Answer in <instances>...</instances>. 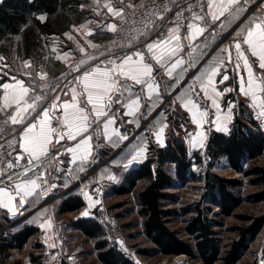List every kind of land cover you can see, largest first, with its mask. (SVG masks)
<instances>
[{
  "label": "crops",
  "instance_id": "1",
  "mask_svg": "<svg viewBox=\"0 0 264 264\" xmlns=\"http://www.w3.org/2000/svg\"><path fill=\"white\" fill-rule=\"evenodd\" d=\"M86 1H88V4L81 6V11L84 10L86 15L80 22L73 24L62 35L51 38L48 49L43 57L36 56L28 61L30 64L29 67L31 68L33 64L38 65V68L35 67L37 74L45 73L47 77L73 74L76 72L75 69L82 59L87 60L89 56H95L99 61H103L107 58L104 52L97 51L96 47H92V45H97L107 36H110L114 31L110 30L109 26L113 24L117 26L120 17L112 14L111 16L103 18L100 16V9L94 3L98 0ZM144 1L139 0L130 4V2H122L120 0L119 3L130 4L131 7H140ZM241 2L244 3V0H241ZM244 7L247 11L243 13L239 20H235L225 28H221L219 26L220 21H217L216 24H212V30L210 32H204L203 35L197 36L192 40V47H189V42L183 39L186 33L181 29L180 34L183 48L177 55L184 59V64L178 67L170 77L166 74L164 68L156 65L155 61L152 62L154 65L153 76L155 77L156 84H158V88L151 93V99L148 98V91L144 86L135 85L133 82L128 81L132 85V92H125L124 97H121V99L123 100L129 96L135 98L134 94L139 92L141 98L138 110H133V114L131 115H125L124 113L129 111V109L124 107L123 104L115 103L114 97L111 111L108 112V116L115 117V123L108 128V137L110 139L106 138L103 134L102 123L107 117H102L101 123L94 124L88 133L85 134L92 136L91 155L88 156L87 161H82L78 154L76 161L73 163L72 154L65 152V149L72 146L75 141H68L65 137L57 145L55 144L54 134L53 145H50V159H52V168L57 172L59 180L54 184L52 196L43 198L36 190L35 194L24 197L25 203L23 206L19 204L20 197H17L11 203L8 202L7 198L0 197V203H7L9 205L8 207H0L1 219L5 221L7 219L19 218L22 220L20 221L21 228L34 226L40 229L42 224L47 223V221H43L42 224L37 223L38 226L35 224V219L37 220L39 217H42V209L38 205L40 203L39 201L50 199L52 201L58 200L61 203L62 200L70 196L81 197L85 202V206L78 212H66L63 214L58 212L59 215L75 214L78 216V219H92L93 215L90 216L89 212L100 201L99 189L101 187L104 188L107 183H115L120 178L119 174L122 175L121 172L125 174L142 164L148 158L150 145L165 147L170 141H173L168 140L166 137V122L163 113L160 112L159 104L164 99H168L171 102L172 106H174L173 109L184 112L188 121H190V143L188 147L186 146L190 156L195 152H203L205 154L209 139L214 132L229 135L234 128L237 118L253 120L256 123V128L254 129L264 132V117L258 116V113L262 110L261 105H264V91L257 90L255 100L252 96L246 97L239 91L240 77L243 76L247 80L248 70L244 67L243 61H239V68L235 66L237 61L235 59V49L232 47L234 39L241 38L236 36V30L244 20L252 15L264 17V0H247ZM226 17L227 13L225 17H221V21H224ZM228 19L230 20L231 18L228 17ZM84 25H87V27H82ZM89 31L91 32L90 35H88ZM213 31L216 33L215 36H213ZM69 35L72 36V39H69ZM150 42H152L150 39L146 41V43ZM81 47L85 49L84 52L80 51ZM224 48L232 51L231 63L228 62L227 53L221 51ZM101 53L104 55H100ZM190 53L191 55H189ZM248 55L249 63L252 65V71L255 76L257 78L264 77V69L259 68L255 57H251L250 54ZM98 60H89L88 64L80 66V69L89 65H95ZM221 60L223 64L220 67V73L213 80L216 91L221 92L222 95L216 96L212 88H208V95L205 96L204 92L200 91L201 83L196 80V77L205 72L212 64ZM101 66L103 67V65ZM27 71L31 72L32 69L31 71ZM223 75H227L228 80L221 82ZM22 82L25 87H29L26 82ZM6 83L14 84L15 81ZM193 85H195L196 91L199 92V96L189 92V89ZM80 86V89H76L77 101L80 107L87 106V110L90 112L91 105H87L86 95L83 93L82 85ZM261 88H264V84L261 85ZM71 89L66 92L67 94L58 95L59 101L55 97L51 103L46 104L45 102L38 104L37 111H40L42 107H49L55 102L61 105L60 111L56 113H61L63 111L62 102H71L73 95ZM227 89L233 90L228 91ZM4 91L0 87V108L3 107L4 103ZM8 91L10 94L9 101L15 107V102L12 100L11 95L12 90L9 89ZM16 91L18 93L19 89ZM178 94L184 95V102L193 100L201 110H207L208 116L202 121V126L193 122L192 112L190 111L191 105L185 108L184 103L176 99ZM213 99L219 104V108L212 105ZM253 103L256 104V107L252 106ZM4 113L0 111V117ZM229 115L231 117L230 119H224L225 116ZM217 117L220 118L217 119ZM60 118L62 119V116ZM91 118L95 119L94 116ZM52 126H58L56 119L52 120ZM217 126H220L221 130H217ZM17 127L20 128L21 126ZM160 128H163V132L160 133L158 138L157 133ZM224 128L227 130H223ZM97 132L101 133L98 137L96 135ZM199 133H203L202 146L200 143L194 146L192 139ZM120 137H126V139H121ZM57 150L61 153L58 158ZM141 150L143 154L133 159L137 155V152ZM24 161L26 160H21L20 163L22 164ZM4 177L0 176V180H3ZM84 177H86L85 181L79 184V180ZM59 206L60 204L58 205V209ZM78 219H75L73 223Z\"/></svg>",
  "mask_w": 264,
  "mask_h": 264
},
{
  "label": "trees",
  "instance_id": "2",
  "mask_svg": "<svg viewBox=\"0 0 264 264\" xmlns=\"http://www.w3.org/2000/svg\"><path fill=\"white\" fill-rule=\"evenodd\" d=\"M85 4L88 1L3 0L0 4V55L21 61L43 57L51 38L67 32L86 15L81 11ZM254 128L253 120L237 118L229 135L219 132L211 135L205 154L195 152L190 156L185 143L175 138L165 147L152 144L148 158L124 174L121 185L113 192L128 195L140 182H145L136 201L140 206L143 231L161 254H184L202 264H217L218 261L239 264L249 243L264 230V215L243 218L250 222L249 225L236 228L238 239L220 257L221 246L216 237L218 220L215 218L231 216L243 203L240 188L244 182L223 176L218 170L231 169L246 178L250 185L259 187L252 198L264 204V166L254 163L260 156L264 158V132ZM189 186L201 193L200 198L179 209H169V204L179 201L171 190ZM59 204L61 214L78 212L85 206L79 196L67 197ZM187 216L191 217L186 220V230L194 242L182 239L168 225L174 218ZM72 226L95 241L97 258L102 264H135L110 246L105 231L92 219H78ZM12 228L0 234V264H22V260H11L14 252L23 251L30 239L40 234V229L34 226L19 228L15 225ZM149 252L140 251L145 255ZM30 256L36 262L33 255Z\"/></svg>",
  "mask_w": 264,
  "mask_h": 264
},
{
  "label": "snow or ice",
  "instance_id": "3",
  "mask_svg": "<svg viewBox=\"0 0 264 264\" xmlns=\"http://www.w3.org/2000/svg\"><path fill=\"white\" fill-rule=\"evenodd\" d=\"M3 0H0L2 3ZM154 2V0H153ZM175 3V0H173ZM244 3L241 0H197V4H189L187 9L180 8L179 11L175 12V19L171 21L174 25L167 28L166 31H161L160 35L152 42L146 43L141 50L139 47H135L136 41L139 36L146 35L142 29H132L133 32L138 33V35L129 37V47L134 50L124 54L123 56L108 57L103 61H99L95 56H89L87 60L82 59L77 65L76 71H79L80 66L88 64L89 60H98L95 65L86 68L80 76L75 77V81L82 85L83 93L86 95L87 105H91V111L87 110V106L80 107L77 101V94L75 86L71 89L73 92L71 102H62L61 112L62 119L57 117L55 113L60 111L61 105L58 103H53L49 107H42L40 111H37L38 102L41 101L42 97L40 95L29 96V87H25L23 82L20 80H15L14 84L4 83L0 85L5 91L3 93V107L0 111L7 113L9 108L13 105L9 101V89L12 90V100L15 102V107L13 113L7 116V119L3 121L4 125L9 123L13 126H21L19 130L13 127L12 132L17 135L11 140L6 141L9 148L13 151L20 149L15 156V163L9 161L7 162V168H18L22 171L16 172L14 175L16 177H21L22 179L17 181L13 179V175H8L7 173L0 170V176H7L6 180H0V197L7 198L8 202L11 203L15 201L17 197H20L19 204L23 206L25 203L24 197L31 196L36 193L37 189H42V186L47 184L45 179L46 170H41V164L45 163L50 157V145H53V135L55 134V144L59 145L61 140L65 137L68 141H75V143L66 148L65 152L72 154V162L74 163L78 157L82 161H87L88 156L91 155V135H85L88 133L89 129L93 127L94 124L101 123L102 117H107L102 123L103 134L106 138L108 137V128L110 125L115 123L114 116H108V112L111 111L113 104V98L115 97V103L123 104L124 107L129 109L125 112V115L133 114V110H138L140 105L141 94L135 93V98L131 96L125 97L123 100L125 92H132V85L128 81L133 82L135 85H142L148 91V98L151 99V93L158 88L156 84L155 77L153 76L155 61L156 65L164 68L168 76H172L173 72L184 64V59L178 57V53L182 50L183 45L181 43V28L186 27L187 33L183 36L184 40L189 42V47H192V40L197 36L203 35L205 31L209 28V20L211 24H216L220 21V27L225 28L229 26L235 20H239L247 9L244 7ZM199 7V11H194L195 7ZM110 12H114L116 16H119L122 20L124 19V9H113L110 4H106ZM131 7V5H129ZM179 7V5H177ZM172 9L167 6L164 7V12H169ZM185 10L191 12L190 17H185ZM227 17L224 21H221V17ZM155 15L156 20L164 21L165 15L156 14L155 12H149L145 15V20L147 21L144 25L145 28L151 30L152 27L163 28V24H157L156 20H149L148 16ZM228 17L231 19L229 20ZM44 19V17H40ZM188 20L187 25L183 23L184 20ZM135 22V21H133ZM203 25V26H201ZM82 27H87L84 25ZM110 30L116 31V25H110ZM78 31V30H77ZM91 32H88L90 35ZM216 33L213 31V36ZM236 36L241 37L239 39H234L232 47L235 49V59L236 67H240L239 61H243V65L247 68V80L243 76L240 77L239 91L243 93L246 97L252 96L255 100V94L257 90L264 91L261 85L264 84V77L257 78L252 71V65L249 63V55L256 58L259 68L264 69V17L252 15L249 16L244 22L237 28ZM69 39L72 36L69 35ZM246 46V47H245ZM92 47H98L92 45ZM81 52H84L83 47L80 48ZM222 52L227 53L228 62H232V51L228 48L221 49ZM247 53V54H246ZM203 54V53H202ZM100 55H104L101 53ZM191 55V53L189 54ZM2 59V58H0ZM223 61H217L208 67L205 72L200 76L196 77V80L201 83L200 91L204 92L205 96L208 95V88H212L213 93L216 96L222 95L221 92L216 91L214 87L213 78L220 73V67ZM26 65L30 66L29 62ZM103 65V67L101 66ZM186 70V69H185ZM28 75H31L28 73ZM41 79H43L46 74L38 73ZM259 79V83H258ZM228 80L227 75L222 76L221 82ZM206 81V84H205ZM155 85V87H154ZM46 88L47 85H44ZM17 89L19 92L17 93ZM231 91L233 89H227ZM190 93L199 96V92L196 91L195 85L189 89ZM67 94V93H65ZM57 101H59V96H57ZM184 103V107L188 108L192 112L193 122L200 124L202 126V121L208 116L207 110H201L198 104L193 100H188L184 102V95L178 94L176 97ZM31 101V103H29ZM126 101V102H125ZM212 105L219 108V104L215 99L212 100ZM253 107L256 104L253 103ZM261 111L258 116L264 117V105H261ZM95 117L92 119L91 117ZM220 117H217L219 119ZM229 116H225L224 119H230ZM56 119L57 127L52 126V120ZM217 130H221L220 126H217ZM223 130H227L224 128ZM3 127H0V132H3ZM163 132V128H160L157 136L159 138L160 133ZM97 132V137L100 135ZM18 136V140H17ZM79 137V139H78ZM121 139H126V137H120ZM203 133H199L194 136L192 143L195 146L200 143L202 146ZM17 146V147H14ZM3 147V145H0ZM11 152L8 153L11 156ZM61 153L57 150V158ZM143 151L137 152V155L133 157L136 159L141 156ZM26 160V163L21 165L20 161ZM62 162V161H61ZM83 170V168H81ZM31 172L32 176L29 177L28 173ZM54 187V185H53ZM44 190V189H42ZM7 203H0V207H8ZM87 214V213H85Z\"/></svg>",
  "mask_w": 264,
  "mask_h": 264
},
{
  "label": "rangeland",
  "instance_id": "4",
  "mask_svg": "<svg viewBox=\"0 0 264 264\" xmlns=\"http://www.w3.org/2000/svg\"><path fill=\"white\" fill-rule=\"evenodd\" d=\"M121 1L133 4V2L139 0ZM119 2L120 0H98L94 3L100 9V16L106 18L114 14V12H110L105 5L110 4L115 10L118 9ZM0 58H2L0 59V85L15 80L26 82L28 73L39 76L35 72V67L38 68L37 64H33L32 68L26 65V62L29 60L21 61L16 58H7L3 55H0ZM13 78H15V80ZM159 106L160 112L163 113L166 122L167 139L174 140L175 138L181 140L188 147L190 143L189 133L191 127L186 114L173 109L174 106H172L168 99H164ZM254 163L264 166V158L260 156ZM218 172L228 178H235L243 180L244 182V185L240 188L241 196L244 198L243 203L231 216L215 218L218 220L216 237L220 241L222 253L220 257H223L231 243L238 239L236 228L249 225L250 222L243 221V218L264 215V204L255 202L252 198L260 188L247 183L248 180L242 177L240 173H235L228 168H221ZM121 174L122 175L119 174L120 178L115 183H107L104 188L101 187L99 189L100 201L97 203L96 207L91 209L89 215L94 216L101 208L108 209L113 216V223L125 236L129 245L128 248L136 251V253L141 256L142 264H202L198 259H192L187 255H185L183 260L178 261V257L184 254L178 256H165L159 252L158 247L147 238L143 231V219L139 213L140 206L136 201V196L144 188L145 182H140L136 189L132 193H128V195H116L113 189L121 185L124 173L121 172ZM170 193L177 196L179 201L175 204H169V209H179L180 206H187L191 201H195L201 196L199 191L194 190L190 186L174 189L173 191L171 190ZM39 202L38 205H40V209H42V217H39L37 220L35 219V224L38 226V224H42L45 220L47 223L42 224L40 234L31 238L25 245L23 251L14 252V257L11 259L12 261L22 260V264H102L97 258L95 241L73 228L72 223L75 219H78L77 215H59L58 200L52 201L50 199H44V201L40 200ZM190 217L191 216L174 218L168 225L171 229L176 231L178 236L182 239L185 238V240L194 242L191 235L186 230V220ZM2 220L3 219L0 217V227L8 225L7 232L11 231L13 229L12 227L15 225H19V228H21L20 221L22 220L19 218ZM11 224H13L12 227ZM38 245H40L41 248H37ZM141 250H150V252L148 255H145L140 253ZM31 254L36 259V262L31 259ZM217 264H221V261H218ZM239 264H264V230L254 241L249 243Z\"/></svg>",
  "mask_w": 264,
  "mask_h": 264
},
{
  "label": "built area",
  "instance_id": "5",
  "mask_svg": "<svg viewBox=\"0 0 264 264\" xmlns=\"http://www.w3.org/2000/svg\"><path fill=\"white\" fill-rule=\"evenodd\" d=\"M196 5L197 0H145L140 7H129V5L125 3H119L118 9H124V19L121 18L118 21L116 31H114L109 37L100 41L96 46V50L99 52H104L108 57H115V56H123L124 54L128 53L131 50H134L132 47H129V37L138 35V33L133 32L132 29H142L146 32V35L139 36L138 40L136 41L135 47L141 48V50H145L143 46L146 44L147 40L154 41L159 35L161 31H166L167 28L173 26L171 21L175 19V12L179 11L180 8L187 9L189 4ZM179 5V7H177ZM167 6L168 8L172 9L169 12H164V7ZM199 7H195L194 11H199ZM155 12L156 14H163L165 15L164 21L156 20L155 15L148 16L149 20H156L157 24H163V28L152 27L151 30L144 27L146 13ZM185 17H190L191 12L185 10L184 12ZM135 21V22H133ZM189 21L186 19L183 21L185 25H187ZM209 28L206 33L212 30V24L209 20ZM203 26V25H201ZM183 32L187 33V28H181ZM89 65L85 68L79 69V71L74 72L73 74L62 75L59 77H44L41 79L35 75H28L26 77V83L30 88L28 93L29 96L40 95L42 97L40 103H51L55 97L58 95H64L69 89L75 86V89H80L81 86L75 81V77L80 76L82 72L90 67ZM44 85H47L45 88ZM31 103V101H29ZM13 108L9 109L7 113H4L0 117V127H3L4 131L0 132V170L5 171L8 175H13V179L19 181L22 178L16 177L14 174L16 172L22 171V169L18 168H7V162L11 161L14 163L15 156L17 152L20 150L17 146V151H13L12 148L8 147L6 141L11 140L17 134L11 131V128L15 127L17 130L19 128L17 126H13L10 123L8 125H4L3 121L7 119L8 115L13 113ZM57 116L61 117V113H56ZM18 140V136H17ZM11 152V156L8 153ZM50 157L49 159L41 164V170H46L45 179L47 180V184L42 186V189H37L38 194L43 198H49L52 196L53 193V185L59 180L57 172L52 168ZM24 161L21 165L25 164ZM28 176L31 177L32 173L29 172ZM7 176L4 177L3 180H6ZM86 177L79 180V184H82L85 181ZM3 186V185H0ZM1 213V208H0ZM112 214L106 208H101L99 211L93 216V220L105 231L106 237L110 243V246L116 248L125 258L129 259L130 261L134 262L135 264H142L141 256H139L136 251L130 250L128 247L127 240L125 236L120 232L118 227L112 221ZM13 224H11V227ZM10 227V226H9ZM10 227V228H11ZM8 225L0 227V234L7 233Z\"/></svg>",
  "mask_w": 264,
  "mask_h": 264
},
{
  "label": "bare ground",
  "instance_id": "6",
  "mask_svg": "<svg viewBox=\"0 0 264 264\" xmlns=\"http://www.w3.org/2000/svg\"><path fill=\"white\" fill-rule=\"evenodd\" d=\"M184 258H185V255H182V256H179L177 260H178V261H179V260H183Z\"/></svg>",
  "mask_w": 264,
  "mask_h": 264
}]
</instances>
